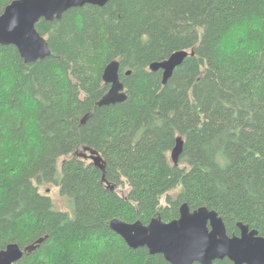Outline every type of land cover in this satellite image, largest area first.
I'll return each mask as SVG.
<instances>
[{
	"label": "trees",
	"instance_id": "obj_1",
	"mask_svg": "<svg viewBox=\"0 0 264 264\" xmlns=\"http://www.w3.org/2000/svg\"><path fill=\"white\" fill-rule=\"evenodd\" d=\"M36 30L51 51L42 61L0 46V251L45 238L19 264H169L109 223L170 222L185 203L215 211L228 236L242 223L264 237V0H110ZM181 50L194 56L163 86L149 66ZM112 61L127 100L98 107ZM85 147L104 176L79 157Z\"/></svg>",
	"mask_w": 264,
	"mask_h": 264
},
{
	"label": "water",
	"instance_id": "obj_2",
	"mask_svg": "<svg viewBox=\"0 0 264 264\" xmlns=\"http://www.w3.org/2000/svg\"><path fill=\"white\" fill-rule=\"evenodd\" d=\"M109 1L13 0L0 14V46H14L25 64L42 61L51 56V51L46 39L36 30L41 20H60L70 9L86 5L104 7ZM190 56H194L193 51H176L166 60L152 63L149 69L151 72L161 71L162 85L165 86L175 69ZM119 70L118 61H112L106 66L102 80L109 85V90L97 102L98 107L121 104L127 100ZM183 144L182 137H177L170 153L174 166H178ZM79 157L90 159L104 176V162L96 151L85 147ZM106 187L111 192L115 190L113 186ZM237 227L239 236L230 237L222 218L215 211L206 207L191 211L186 203L180 206L178 219L170 222L156 218L147 225L140 221L127 223L119 219L109 223L110 230L129 248H146L150 255H162L169 264H214L224 259L233 264H264V237L242 223H238ZM44 240L41 238L24 249L15 243L8 244L0 251V264H19L24 256L33 253Z\"/></svg>",
	"mask_w": 264,
	"mask_h": 264
},
{
	"label": "rangeland",
	"instance_id": "obj_3",
	"mask_svg": "<svg viewBox=\"0 0 264 264\" xmlns=\"http://www.w3.org/2000/svg\"><path fill=\"white\" fill-rule=\"evenodd\" d=\"M170 157V155H169ZM86 163H90V159H84ZM171 160V159H170ZM39 191L42 195L50 197L52 200L54 207L59 211H68L69 210V202L66 198H63L59 195L58 188L52 184H43L39 186ZM115 192H117L120 196L125 197L128 193L127 188L122 187L118 188ZM176 192H172L171 196H175ZM162 203L164 201H161ZM164 205V203H163Z\"/></svg>",
	"mask_w": 264,
	"mask_h": 264
},
{
	"label": "flooded vegetation",
	"instance_id": "obj_4",
	"mask_svg": "<svg viewBox=\"0 0 264 264\" xmlns=\"http://www.w3.org/2000/svg\"><path fill=\"white\" fill-rule=\"evenodd\" d=\"M178 219V218H177ZM239 234H240V232H239V229H238V235H236V236H239ZM233 236V235H232ZM231 237V236H230Z\"/></svg>",
	"mask_w": 264,
	"mask_h": 264
}]
</instances>
